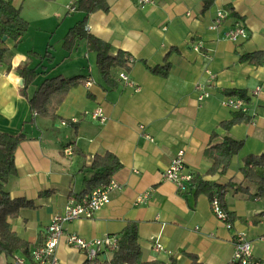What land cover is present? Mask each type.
Segmentation results:
<instances>
[{"label": "crops", "instance_id": "obj_1", "mask_svg": "<svg viewBox=\"0 0 264 264\" xmlns=\"http://www.w3.org/2000/svg\"><path fill=\"white\" fill-rule=\"evenodd\" d=\"M75 2L13 0L29 28L17 45L7 41L11 56L0 61V134L24 133L25 139L15 151L17 174L4 187L11 198L31 200L34 207H21L17 217L8 218L12 230L28 243V252H0V264H15L17 258L32 264L30 252L43 241L52 216L62 214L67 201L86 189L94 156L106 152L121 162L111 178L120 188L92 218L68 223L66 232L87 240L119 237L128 223H135L142 259L164 264L172 259L192 264V256L200 264H227L234 235L244 232L252 259L264 262V196H256V185L246 182L242 172L247 157L264 154V0H153L143 6L137 0H108L109 10L92 13L85 29L107 42L111 54L121 51L132 59L129 70L111 69L108 83L98 69L99 79L94 78L93 66L83 62L95 51L88 40H80L71 52L62 48L66 33L84 16L70 9ZM218 11L226 17L212 30ZM236 24L246 29L247 37L233 42L226 32ZM39 46L46 51L51 47L52 62L32 55L46 52L40 53ZM57 53L62 61L55 67ZM25 64L39 73L27 95L17 71ZM167 64L166 75L151 70ZM123 70L138 90L119 80ZM55 76H83L85 83L69 89L52 120L33 111L29 98L44 79ZM196 84L208 92L201 101ZM226 96L242 98L249 118L228 130L220 123L237 111L221 104ZM97 107L107 116L104 124L91 118ZM214 132L219 140L228 136L244 144L225 173L207 175L212 161L204 150ZM180 150L186 172L228 185L224 209L231 229L215 217L206 193L196 192L190 183L180 191L163 180L162 173ZM111 256L106 251L97 260ZM57 257V264L86 263L85 253L70 247L66 236Z\"/></svg>", "mask_w": 264, "mask_h": 264}, {"label": "trees", "instance_id": "obj_2", "mask_svg": "<svg viewBox=\"0 0 264 264\" xmlns=\"http://www.w3.org/2000/svg\"><path fill=\"white\" fill-rule=\"evenodd\" d=\"M77 10L81 11L84 16L73 27L69 29L63 38L62 48L67 52H71L80 40H88L92 48L95 50L96 67L101 77L108 83L112 81L111 69L122 68L129 70L128 60L125 54L119 51L113 55L110 53V45L100 38L89 34L86 31V23L88 17L97 11H108V0H76ZM29 28L28 22L21 16L20 8L13 4V0H0V61L5 62L11 56L7 41L10 40L17 45ZM6 37L5 40L3 38ZM32 55L40 59V61L52 62L53 56L49 50L43 55L31 52ZM255 54L246 55L252 58ZM250 61L254 62L252 59ZM261 60L255 63H261ZM40 62V63H41ZM155 73L166 75L168 64L162 67H154L151 69ZM18 73L24 78L25 83L22 92L27 95L28 85L33 83L39 73L36 68H30L28 65L17 67ZM85 83L83 76H75L64 78L55 76L44 79L37 87L33 95L29 98L31 109L36 111L40 116L55 120L56 110L63 102L67 92L73 86ZM241 93L233 92L230 95ZM246 114L237 112L236 115L227 121L220 123V127L228 130L233 125L248 120ZM67 123H70L68 121ZM217 133L211 135L209 146L204 150V155L211 159V167L207 171V175L217 173H225L229 168L231 160L243 147V141L225 136L218 139ZM25 139L24 133L17 135L0 134V252L11 256L17 249L28 252V243L20 238L11 228L8 218L17 217L21 207H34L31 200L25 198L13 199L9 192L5 189L4 184L11 176L17 174L15 165V151L21 141ZM94 171L92 177L87 180L86 189L79 195L82 196L93 189L108 184L112 175L121 167L120 160L111 152L104 154H96L90 165ZM264 154L251 155L247 157L242 167L244 179L249 184L257 187L256 196H264ZM191 187L196 192H204L210 200L217 196L223 207L224 195L227 192L228 185H220L204 180L200 175H194L190 181ZM240 189L245 187L240 185ZM84 264H164L157 260L145 261L141 256V247L138 241L137 226L135 223H128L118 237V246L112 252L109 260H95ZM170 264H176L174 259ZM192 264H200L192 256Z\"/></svg>", "mask_w": 264, "mask_h": 264}, {"label": "built area", "instance_id": "obj_3", "mask_svg": "<svg viewBox=\"0 0 264 264\" xmlns=\"http://www.w3.org/2000/svg\"><path fill=\"white\" fill-rule=\"evenodd\" d=\"M137 2L143 6L153 3V0H137ZM70 9L75 10V7H70ZM225 17L226 14L223 11H218L210 25V29L216 30ZM226 37L233 42H237L247 37L246 29L242 25L236 24L226 32ZM131 60V58H128V62ZM118 78L125 86L134 90L139 89L138 84L129 77L126 71H120ZM88 84L90 83L88 82ZM195 87L200 92L198 95L200 101L208 96V92L204 90L203 85L196 84ZM221 104L237 112H248L247 105L240 97L226 96L221 101ZM91 118L100 124H104L107 121V116L101 107L95 108ZM63 124H66V122H63ZM141 128L143 127L141 126ZM144 136L151 139L149 135L144 134ZM184 169V151L180 150L162 173V178L173 182L180 191H183L193 178V175ZM118 188L120 186L117 183L110 181L108 184L101 185L82 196L70 198L67 201L64 212L52 216L43 241L30 252L32 264H57V248L63 236H66L67 244L70 247L85 253L87 263L97 260L98 255L103 252H113L118 246V236L108 235L87 240L74 233L66 232V225L78 219L92 218L98 210L110 202L112 191ZM146 196L147 194L139 195L136 198V202H143ZM210 202L215 217L223 222L228 229H231L232 224L229 220V215L218 197L214 196ZM232 244L233 254L227 264H264V262L252 259L251 242L246 233L237 232L233 237ZM160 247L159 244L156 245V248L159 249ZM15 264H25V261L17 258Z\"/></svg>", "mask_w": 264, "mask_h": 264}, {"label": "rangeland", "instance_id": "obj_4", "mask_svg": "<svg viewBox=\"0 0 264 264\" xmlns=\"http://www.w3.org/2000/svg\"><path fill=\"white\" fill-rule=\"evenodd\" d=\"M71 14H74V13H71ZM44 40H49V38L48 37H46V38H44ZM53 43L54 44H56L55 42H54V40H53ZM40 48H39V52L40 53H44L46 50H45V46H39ZM41 47H43V48H41ZM49 50L51 51L52 49H51V47H49ZM57 50H59V49H57ZM81 50H83V46L81 47V49H80V51ZM62 52V51H61ZM95 51H93L92 52V54L90 55V59H85L83 62H85V65L87 66V65H92L93 66V77L94 78H96V79H99V76H98V71H97V68H96V66H95ZM62 60H61V55H60V53H57L56 54V61H55V63H54V66L56 67V66H58V63H60ZM84 72V71H83ZM54 73V72H53ZM52 72L50 73V75H55V74H53Z\"/></svg>", "mask_w": 264, "mask_h": 264}, {"label": "water", "instance_id": "obj_5", "mask_svg": "<svg viewBox=\"0 0 264 264\" xmlns=\"http://www.w3.org/2000/svg\"><path fill=\"white\" fill-rule=\"evenodd\" d=\"M5 39H6V37L3 38V40H5ZM22 82H23V79H21V83H22Z\"/></svg>", "mask_w": 264, "mask_h": 264}]
</instances>
